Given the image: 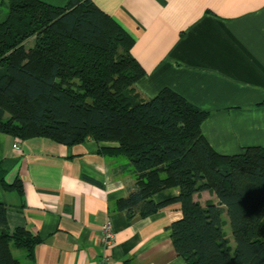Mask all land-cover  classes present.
Listing matches in <instances>:
<instances>
[{"label":"trees","instance_id":"1","mask_svg":"<svg viewBox=\"0 0 264 264\" xmlns=\"http://www.w3.org/2000/svg\"><path fill=\"white\" fill-rule=\"evenodd\" d=\"M0 22V132L18 140L45 137L64 145L91 139L97 152L133 180L117 209L147 216L178 202L182 217L171 243L186 264H264V148L236 155L214 151L201 133L208 116L169 88L142 98L144 70L133 38L92 0L62 7L41 0H4ZM33 40L27 47L25 42ZM264 105V101L261 102ZM5 190L21 191L18 179ZM176 188L161 202L153 195ZM209 191L218 203L201 204ZM0 203V264H20L11 246L33 258L38 233L7 225ZM226 212L234 246L223 232Z\"/></svg>","mask_w":264,"mask_h":264},{"label":"crops","instance_id":"2","mask_svg":"<svg viewBox=\"0 0 264 264\" xmlns=\"http://www.w3.org/2000/svg\"><path fill=\"white\" fill-rule=\"evenodd\" d=\"M41 1L62 7L68 0ZM92 1L133 38L130 52L144 70L134 87L142 98L169 88L208 112L201 133L219 154L264 148V0ZM6 16L0 0V22ZM108 144L18 140L0 132V173L7 184L21 183L18 192L0 182L7 225L24 227L41 239L33 258L24 253L20 264H96L102 253L109 264H186L172 246L169 229L182 217L178 202L144 217L129 218L117 209L133 180L97 152ZM177 193L167 188L153 199L161 202ZM193 197L201 204L218 203L209 191ZM222 220L233 247L225 211ZM106 221L113 243L104 249L100 235Z\"/></svg>","mask_w":264,"mask_h":264},{"label":"built area","instance_id":"3","mask_svg":"<svg viewBox=\"0 0 264 264\" xmlns=\"http://www.w3.org/2000/svg\"><path fill=\"white\" fill-rule=\"evenodd\" d=\"M14 149H19V142L13 144ZM101 245L105 249L113 243V230L108 221L104 222L101 229ZM96 264H109V256L106 253H102Z\"/></svg>","mask_w":264,"mask_h":264},{"label":"rangeland","instance_id":"4","mask_svg":"<svg viewBox=\"0 0 264 264\" xmlns=\"http://www.w3.org/2000/svg\"><path fill=\"white\" fill-rule=\"evenodd\" d=\"M25 45L27 47L32 46L33 45V40L32 39H28L25 42ZM11 251H12V254L18 259L20 258L21 255L24 254V251L22 249L15 248L14 246H11Z\"/></svg>","mask_w":264,"mask_h":264}]
</instances>
